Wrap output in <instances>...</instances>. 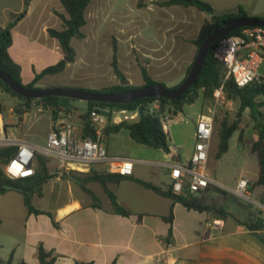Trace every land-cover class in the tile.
I'll list each match as a JSON object with an SVG mask.
<instances>
[{
    "label": "crops",
    "instance_id": "crops-1",
    "mask_svg": "<svg viewBox=\"0 0 264 264\" xmlns=\"http://www.w3.org/2000/svg\"><path fill=\"white\" fill-rule=\"evenodd\" d=\"M26 1L0 0V27L8 26L15 15L23 12ZM35 1L40 4L32 10ZM240 6L238 3L230 11L225 8L220 14L237 13ZM55 10L65 11L60 0H30L27 16L12 30L13 45L10 54L21 64L23 80L28 69L33 72L32 76L27 77L32 82L35 77L33 68L38 72L46 68L48 63L39 65V59L54 56L58 60L62 59L64 51L59 41L49 34V29H62L57 22L60 19L58 14L62 13ZM249 16L257 15L254 13ZM30 19L35 20L37 28H29L24 41L17 43L15 35L20 31L17 30ZM183 80L184 78L174 86ZM0 91L7 95L1 86ZM77 107L80 106H76V110ZM111 136L105 141L108 152L111 156H121L117 145L112 143ZM25 141L41 146L37 142ZM170 147L172 153L164 152L165 158L159 163L126 157L134 161V173L128 176L134 179L108 184L119 204L132 213L130 216L114 213L110 198L101 183L86 181L91 176L109 173L105 164H95L87 173L70 172L79 177H71L73 180L78 179L75 180L78 186L70 189V195L63 204L45 209L35 206L33 202L35 208L45 214H30L22 194L0 191V225L6 223L13 231L22 227L16 235H11L12 229H8L5 235L7 245L0 247L7 250L8 258L14 252L15 261L26 264H40V245L47 251H54L57 256L54 264H264V244L253 237L250 234L252 231L244 225L264 226V187L257 184L259 171L252 177H240L248 179L251 186L255 184L250 189L251 198L253 195L255 197L252 205L240 204L231 197L224 198L222 204L215 208L226 210L229 213L227 217H221L213 211L188 210L181 203L161 196L135 181L140 179L164 190L168 189L171 166L178 162L175 157L179 156V161H188L193 153L184 160L176 147L171 144ZM83 186L95 194L97 201ZM210 190L211 188L204 193ZM235 190L236 188L231 191ZM224 193L230 195L228 192ZM232 196L238 197L235 193ZM172 211L173 224H170L165 218ZM46 213L53 215L59 227L54 225L52 218ZM218 219L224 222V227L221 230L209 228V224ZM256 232L264 236V229ZM0 259L7 260L3 257Z\"/></svg>",
    "mask_w": 264,
    "mask_h": 264
},
{
    "label": "rangeland",
    "instance_id": "rangeland-1",
    "mask_svg": "<svg viewBox=\"0 0 264 264\" xmlns=\"http://www.w3.org/2000/svg\"><path fill=\"white\" fill-rule=\"evenodd\" d=\"M167 1L93 0L86 13L87 25L83 29L86 37L82 40H72L71 46L75 50L73 59L65 53L62 55L61 60L69 59L65 71L44 77L34 87L90 89L102 92L124 84L126 80L130 81L129 85L144 87L145 81L141 73L143 67L148 69L155 81L169 88L175 87V84L186 77L190 65L195 61L198 48L193 41L197 38L204 21L210 16L196 7L167 6L165 5ZM209 1L206 2L215 6L214 10L218 15H223L220 13H223L225 8L226 11L236 8L239 3L248 15L255 13L257 16L252 17L263 18L264 16V0ZM39 4V1H35L32 10ZM55 11L66 14L65 11ZM34 21L30 19L17 30H20L15 35L17 43L24 41L29 28L32 30L37 28ZM57 22L62 26L61 19ZM55 57L39 59L38 63L39 65L48 63L46 66L48 67L61 61ZM115 57L124 78L115 72ZM33 70L38 72L35 67ZM32 73L31 69H28L27 76L24 75L25 85L30 83L27 77L32 76ZM198 96L194 104L185 105L177 116L165 122L164 129L169 135L170 144L178 149L184 160H187L195 147L194 134L197 119L201 116L213 117L215 128L209 154L208 173L221 183L220 189L223 192L219 187H212L210 192L198 196L204 204L213 207L222 204L227 197L238 200L240 204L252 205L255 200L254 195L251 200H245L238 195V197L232 196L231 191L236 188L240 177H252L259 171L258 154L254 151V144L258 141L259 134L250 116V110L244 111L240 116V101L228 98L224 92L216 91L210 99H205L202 91ZM22 104L23 101L19 97L9 93L5 95L0 91V112L7 132L10 134V131L16 128L14 132L16 138L37 142L41 146L45 145L55 118V108L34 101L31 111L20 119L15 110ZM70 106L69 110L61 107L56 108V111L62 109L71 111L76 122L83 128L87 102L70 101ZM76 106H80L77 107V111H75ZM224 121L230 124L238 122L239 128L230 140L229 152L218 159L220 128ZM104 131L102 141L105 143L113 134L105 135ZM111 141L117 145L120 150L119 155L123 157L153 163H159L165 158L163 150L135 142L126 129L121 130L119 135L111 136ZM4 147L8 146H0V148ZM47 159L52 178L44 185L42 194L34 196L37 198H34L33 202L35 206L52 209L58 204H63L70 195V189L76 188L78 183L71 179L77 175L68 172L59 161L53 158ZM5 167L6 165L0 163V169L4 172ZM254 186L255 184L252 185V189ZM1 204L0 202V206ZM22 207L24 208V203ZM21 228L13 231L6 223L0 225V245H7L5 235L8 229H12L11 235H16ZM0 257L8 258L7 250L2 247H0Z\"/></svg>",
    "mask_w": 264,
    "mask_h": 264
},
{
    "label": "trees",
    "instance_id": "trees-1",
    "mask_svg": "<svg viewBox=\"0 0 264 264\" xmlns=\"http://www.w3.org/2000/svg\"><path fill=\"white\" fill-rule=\"evenodd\" d=\"M92 1L93 0H60L66 12V14H58L60 19L62 20V29H49L50 36L59 41L64 53L67 54L71 59H73V56L75 54V50L71 46L72 40H82L86 37L83 29L87 25L86 13ZM29 2L30 0L26 1L24 11L20 14L15 15L14 19L12 20V22H10L8 26L0 27V69L10 74L19 84L27 88L35 89L34 85L39 83L44 77L48 75H57L65 71L68 62L66 59H63L57 64L48 66L40 72H35V77L33 81L30 82L28 85L24 84L22 66L13 59L10 54V48L13 45L12 30L20 23V21H22L27 16ZM165 5H182L184 7H196L197 9L209 14V19L204 21L203 25L199 30L197 38L193 41L198 49L210 35H212L215 31L219 30L225 24L239 18L250 17L247 11H245L242 6L239 7L238 13H227L223 15H218L215 13L214 7L210 3L203 0H170L167 1ZM243 29L244 28L235 30L230 34V36L239 35ZM223 40L224 39L218 40L213 44L212 48L208 53L200 76L198 77L193 87L184 96L175 100L164 98H161L159 100L164 106L166 104L170 105L172 107V113H174L175 111H178L179 113L183 110V107L185 105H191L196 102L199 97L198 95L200 91H202L205 99H210L214 96V93L218 89L223 88V92L228 98L238 99L240 101L239 115L241 116L244 111L250 110V116L253 119L255 123V129L259 134L258 141L254 144V151L258 154L259 164V178L257 184L264 187V85H258L253 83L244 88H239L232 78L226 79L227 69L223 62L216 56V51L222 45ZM192 65L193 63L190 65L187 71V75L189 74ZM114 68L116 74L121 78H124L122 72L117 66L116 57L114 62ZM141 73L145 81L144 86L158 83L151 77L147 68H141ZM179 85L173 88H176ZM0 86L4 92L19 97L23 101L21 107L16 108L15 110L20 119H22L25 114L31 111L32 103L34 101H39L48 107H54L55 114L58 112L56 111V108L65 107L69 110L71 108L70 101H75L74 99L65 97H47L43 99H31L20 96L17 93L13 92L9 85L5 84L2 81H0ZM136 88L142 87H135L133 85H127L126 83H124L111 87L102 92L116 93ZM82 90L96 91L90 89ZM155 100L157 99L146 98L130 104H107L99 102H88L87 113L86 115H84L83 136H90L96 138L94 129L92 128L91 123L89 121V115L93 108L111 106L135 110L140 106H144L146 110L147 106ZM238 128V122L230 124L227 121H224L222 123L220 128L219 150L217 154L218 159H221L223 155L229 152L230 140L234 133L238 130ZM123 129L128 130L130 137L139 144L146 145L155 149H161L166 154L172 153L169 135L164 129V125L161 121V118L157 115L150 114L147 112L143 117H140L137 121H124L120 124H109L104 132L105 135H111L117 134ZM17 149L18 148L16 146L0 148V163L7 165L11 157L17 152ZM175 159L179 161V156H176ZM48 163L49 161L46 157L42 155H37L35 159L36 174L33 177L26 179H11L5 174L4 170L0 169V191H16L22 194L24 198V203L28 208V212L30 214H45V212L35 208V206L33 205V198L35 195L42 194L44 185L52 178L50 176ZM129 179L134 178L123 176L120 174L106 173L91 176L87 178L86 181H96L102 184L110 198L111 205L115 214L122 216H130L132 213L119 204L116 195L108 188L109 183H121L122 181ZM135 181L161 196L171 198L172 200H174V202L181 203L188 210H195L199 212L213 211L219 213L221 217H227V215H229V213L224 209L220 210L213 206L204 204L199 196L191 194L177 195L174 194L170 188L164 190L163 188L150 182H145L140 179H135ZM84 189L92 195L94 200L97 201V198L92 191L86 189L85 187ZM46 214H48L52 218L54 225L56 227H59L53 215L51 213ZM165 221L170 224H173V211L168 217L165 218ZM244 225L251 231L264 229V226H254L246 223ZM38 257L40 264H54L57 260V256L54 254V251H47L43 247V245H40L38 248ZM0 264L26 263L23 261L16 262L14 258V252H12L7 260L0 259ZM76 264L92 263L77 262Z\"/></svg>",
    "mask_w": 264,
    "mask_h": 264
},
{
    "label": "built area",
    "instance_id": "built-area-1",
    "mask_svg": "<svg viewBox=\"0 0 264 264\" xmlns=\"http://www.w3.org/2000/svg\"><path fill=\"white\" fill-rule=\"evenodd\" d=\"M264 27L244 28L239 35L226 37L217 49L216 56L227 69L226 79L232 78L239 88L250 84L264 85ZM223 92V88L217 93ZM76 110V109H75ZM109 113L110 116L102 114ZM157 115L163 125L174 117L172 107L163 105L157 99L151 102L145 113ZM139 108L132 110L121 107H95L89 115V121L96 138L83 136V128L76 122L74 114L68 110H59L55 114L53 125L46 144L37 146L14 136L16 128L9 132L4 125L0 112V146H16L17 152L5 167V174L11 179L31 178L36 174L35 159L37 155L53 158L69 172L87 173L95 164H105L108 172L123 176H132L134 161L122 157L111 156L106 144L102 141L104 129L111 124L124 121H137L140 118ZM165 126V125H164ZM214 118L201 116L195 127V147L188 161H178L171 166L169 188L174 194H191L198 196L212 187H222L208 173L209 154L214 134ZM251 182L241 178L236 195L251 200ZM264 210V207H263ZM224 222L220 219L209 224L212 230H221Z\"/></svg>",
    "mask_w": 264,
    "mask_h": 264
},
{
    "label": "water",
    "instance_id": "water-1",
    "mask_svg": "<svg viewBox=\"0 0 264 264\" xmlns=\"http://www.w3.org/2000/svg\"><path fill=\"white\" fill-rule=\"evenodd\" d=\"M251 27H264V18L247 17L239 18L232 22L225 24L219 30L210 35L199 47L195 61L191 67V70L185 80L176 88H168L162 83L158 82L152 85H147L142 88H136L116 93H105L98 91H88L75 88H27L19 84L10 74L0 69V81L9 85L11 90L20 96L31 99H43L47 97H65L74 100H80L83 102H99L107 104H130L142 99H170L175 100L184 96L196 83L200 73L204 67L208 53L213 44L218 40L225 39L230 36L232 32L240 28ZM69 62V59H66ZM129 85L130 81L125 82ZM140 116L145 115L144 106L139 107ZM106 116H110L109 113L102 112ZM178 115V111L174 112V116ZM78 181L77 178H74ZM250 234L257 238L264 244V236L256 231L250 232Z\"/></svg>",
    "mask_w": 264,
    "mask_h": 264
},
{
    "label": "bare ground",
    "instance_id": "bare-ground-1",
    "mask_svg": "<svg viewBox=\"0 0 264 264\" xmlns=\"http://www.w3.org/2000/svg\"><path fill=\"white\" fill-rule=\"evenodd\" d=\"M4 138V135L0 134V139H3Z\"/></svg>",
    "mask_w": 264,
    "mask_h": 264
}]
</instances>
